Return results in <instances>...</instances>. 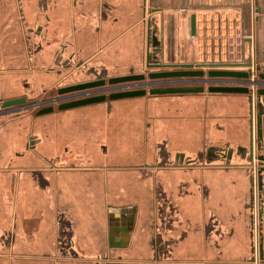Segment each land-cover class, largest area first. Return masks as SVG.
Returning <instances> with one entry per match:
<instances>
[{
  "label": "flooded vegetation",
  "instance_id": "af4514ba",
  "mask_svg": "<svg viewBox=\"0 0 264 264\" xmlns=\"http://www.w3.org/2000/svg\"><path fill=\"white\" fill-rule=\"evenodd\" d=\"M68 1L74 15L81 13L89 20L111 16L116 9L112 0H94L95 7L89 0ZM57 4L55 0H0V10L17 15L14 31H18L15 39L19 47L13 60L18 65L7 68L0 61V264H67L69 259L86 263L90 259L76 248L75 228L79 221L75 218V209L69 201H62L60 189L54 187L60 175L71 172L97 175L101 189L113 182L112 175L116 173L135 172L140 177L144 192H148L151 213L145 226L150 234V255L141 259L145 264H178L181 261L176 258L178 250L185 246H190L193 256L195 247L200 253L217 252L221 259H214L215 262H225L222 257L225 250L237 249L243 254L236 260L237 264H264V144L259 140L256 111L251 126L248 96L209 92L210 86L219 85L211 78L200 81L201 84H195L196 77L150 79L151 72L186 69L171 65L191 63L166 60L156 9L149 11L150 18L145 21V47L139 64L133 65L130 62L105 63L100 58L104 52L85 56L74 43L73 34L66 35L64 29L58 30L52 25L51 14ZM8 73L14 79L10 83L5 79ZM132 75L145 78L109 82L111 78ZM97 81L104 84L68 90ZM181 86H203L205 91H150ZM130 89H145V93L111 97ZM95 97L103 99L64 107ZM239 97L248 105V113L242 116L246 127L233 136L225 135V127L215 121L214 134H205L198 148L190 151L180 148L169 132L158 131L159 124L163 128L168 121L177 119L165 113H171L172 104L184 99L207 101ZM254 99L255 105L256 97ZM204 118L206 120L207 115ZM121 146L128 153L133 152V161L126 156L127 161L115 163L116 147ZM34 158L42 162L41 165L35 168L21 165ZM210 173L223 174L220 187H216L218 190L206 178ZM28 174L37 191L43 192L36 196L37 200L29 195L33 190L21 189L20 182ZM172 174H179L181 179L167 184L162 177ZM182 175L190 177L184 179ZM225 175L229 180H225ZM21 191L26 199L23 211L19 203L23 196ZM101 194L99 205L106 211L109 247L105 258L99 254L91 260L95 259L96 264L102 259L103 264H124L127 261L116 255L120 243L114 238L116 234H123L121 245L129 242V233L135 229L137 221L138 205H116L107 201L109 194L105 189ZM187 197L198 202V215H184L180 200ZM49 203L54 206L56 227L53 252L29 257L33 253L28 252L27 241L32 232L25 234L22 224L28 227L43 221L49 214ZM37 206L40 220L34 221ZM115 219L122 221V225L115 223ZM21 242L25 247L20 251ZM207 261L211 260L192 257L189 263Z\"/></svg>",
  "mask_w": 264,
  "mask_h": 264
},
{
  "label": "crops",
  "instance_id": "0c3cea01",
  "mask_svg": "<svg viewBox=\"0 0 264 264\" xmlns=\"http://www.w3.org/2000/svg\"><path fill=\"white\" fill-rule=\"evenodd\" d=\"M55 1L58 4L52 10V25L54 24L53 26L58 30L64 29L66 35L73 34L74 43L85 56L104 52L100 58L105 63L139 64L140 54L145 47V33L147 32L145 21L150 18L149 11L156 9L159 19L158 29L167 61L178 62L174 59L179 56L180 52L186 50L193 52L194 59L203 58L206 62H228L232 59L248 61L252 57L255 65L259 66V71H264V0H112L116 8L113 14L106 18L95 17L92 20L81 13L74 15L68 0ZM89 1L91 6L95 7V1ZM144 3H147V13ZM193 14L196 15L197 23L195 35L191 30ZM17 21L16 14L9 10L7 12L0 10V61L7 68L18 65L17 62H13L16 60L15 54L19 52L18 41L15 39L18 37V31H14ZM73 30H75L74 33H72ZM55 33H57L56 30ZM196 52H199V57L196 56ZM5 79L9 83L14 81L9 73ZM171 108L170 114L164 112L177 119L168 121V125L163 128H161L163 125L159 124L158 131L169 132L179 142L180 148L190 151L198 148L205 134H214L213 122L215 121L224 126L223 132L230 136L246 127V121L242 116L248 113V105L242 97L215 98L207 101L184 99L175 105L172 104ZM204 115H207L206 120ZM126 156L133 161V152L128 153L123 146L116 147L115 163L127 161ZM41 163L34 158L22 162L21 165L35 168ZM222 175L221 173H210L206 178L212 187L216 188L221 182ZM188 177L190 176H183L184 179ZM162 178L168 184L181 179V176L172 174ZM224 178L229 180L228 175ZM112 180L113 182L106 183L104 188L109 194L107 201L116 205H138L137 221L135 229L129 233V242L125 241L126 245H121L124 243H122L124 238H121L124 235H115L114 241L120 243L117 246V254L122 259H145L150 255L148 247L150 234L145 229L151 216L147 200L148 192L147 190L146 193L144 192V185L140 183V177L135 172L116 173L112 175ZM20 183L23 191L33 190V193L29 195H34L35 200H37V195L43 193L37 191L30 174L24 176ZM55 186L61 191L62 201H65L64 203L69 201L75 209V218L79 221L78 227L75 228L77 250L85 257L95 258L100 254L104 244L106 248L109 247L106 211L105 207L99 205L102 201L101 193L104 190L101 189L99 177L93 173L71 172L65 176L60 175ZM23 191H21V196L25 195ZM47 195L46 192L45 197ZM23 196L19 202L21 211L24 210L26 201ZM28 203H30L29 200ZM180 203L185 216L198 215L200 210L198 202L187 197L182 198ZM48 205L49 214L39 224L33 222L34 224L28 227L22 224L24 233L32 232L33 235H30L27 241L28 249H30L28 252L33 253L32 256L28 255L29 257H42L53 252V241L56 234L52 214L54 206L50 203ZM22 213L25 215L24 212ZM39 213L40 209L37 206L33 215L34 221L40 220ZM117 221L115 219V223ZM117 223L119 226L122 225V221ZM24 247L21 242L20 251ZM191 251L190 246L179 249L176 258L181 261L178 264H190L189 260L192 257L211 260L205 264H237L236 260L243 256L237 249L234 251L227 249L222 256L225 262L221 263L213 261L221 259L215 251H201L200 253L195 247L194 256L190 255Z\"/></svg>",
  "mask_w": 264,
  "mask_h": 264
},
{
  "label": "water",
  "instance_id": "95a60500",
  "mask_svg": "<svg viewBox=\"0 0 264 264\" xmlns=\"http://www.w3.org/2000/svg\"><path fill=\"white\" fill-rule=\"evenodd\" d=\"M196 15L191 17V30L192 34H196ZM151 23L148 22L150 28ZM173 67H180L186 69L172 70L165 72H151L148 77L150 79L165 78V77H206L209 78H234L246 79L245 85H212L208 88L209 92L214 93H228V94H245L249 98L250 105V123L253 126V115L256 111L257 124L259 129V139L264 144V87L257 88L253 91L249 85L258 84L255 80H251L255 75V63L253 58L250 57L247 62H203V63H183L174 64ZM207 68V70H204ZM259 69V68H258ZM258 77L264 80V72H260ZM144 75L121 76L111 78L110 83H121L127 81H137L144 79ZM104 81L91 82L86 84L77 85L69 88L68 90L84 89L103 85ZM151 93H200L205 91L203 86H181V87H163L152 88ZM145 93V89H130L124 92H117L111 95L112 98L133 97ZM254 97H256V104L254 105ZM103 97L87 98L76 102L65 104L64 107H72L76 105L88 104L102 100ZM16 101H12L14 103Z\"/></svg>",
  "mask_w": 264,
  "mask_h": 264
},
{
  "label": "rangeland",
  "instance_id": "374dc122",
  "mask_svg": "<svg viewBox=\"0 0 264 264\" xmlns=\"http://www.w3.org/2000/svg\"><path fill=\"white\" fill-rule=\"evenodd\" d=\"M192 54H193L192 51L184 50V52H180L179 53V56L176 57V59H174V61L177 60L178 62H182V63L183 62H190V61H192L191 63H203V62H206V61L203 60V58H200V60L194 59ZM196 56H198V57L200 56L199 52H196ZM195 61H198V62H195ZM241 61L242 62H247V61H243V59L242 60H234V59H232L231 61H228V62H241ZM258 68H259V66L255 65V69L256 70L254 72H255V75H257V77H258V74L260 72H262V71H259ZM207 79H210V78L208 76L200 77V78L199 77L194 78V80H196L195 84H201L200 81L207 80ZM107 251H108V248H106V245L104 244L103 245V249L100 252V255L102 256V258H105V256H107ZM116 255H118V254L116 253ZM89 260H91V258ZM89 260L87 259L86 260L87 262L83 263L81 260L78 261V259H76V260H70L69 259L67 264H96L95 263V259H92L91 261H89ZM125 260L127 262H125L124 264H145L142 260H134V259H125ZM99 264H103V259L100 261Z\"/></svg>",
  "mask_w": 264,
  "mask_h": 264
},
{
  "label": "built area",
  "instance_id": "2783aa9c",
  "mask_svg": "<svg viewBox=\"0 0 264 264\" xmlns=\"http://www.w3.org/2000/svg\"><path fill=\"white\" fill-rule=\"evenodd\" d=\"M251 80H255L258 84L249 85L250 88L255 91L257 88L264 87V80L254 75ZM212 82L219 85H245L246 79H234V78H211ZM196 82V80H195Z\"/></svg>",
  "mask_w": 264,
  "mask_h": 264
}]
</instances>
